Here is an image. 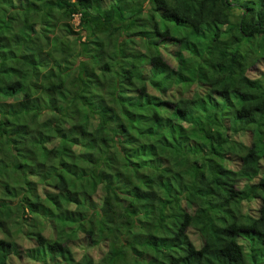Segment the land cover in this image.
Masks as SVG:
<instances>
[{
    "label": "trees",
    "instance_id": "trees-1",
    "mask_svg": "<svg viewBox=\"0 0 264 264\" xmlns=\"http://www.w3.org/2000/svg\"><path fill=\"white\" fill-rule=\"evenodd\" d=\"M23 263L264 264V0H0Z\"/></svg>",
    "mask_w": 264,
    "mask_h": 264
},
{
    "label": "rangeland",
    "instance_id": "rangeland-1",
    "mask_svg": "<svg viewBox=\"0 0 264 264\" xmlns=\"http://www.w3.org/2000/svg\"><path fill=\"white\" fill-rule=\"evenodd\" d=\"M73 23L76 24V18L73 20ZM249 71H250V75L253 76V74H251V73L254 72V70H253L252 67L249 69ZM29 245H30V244H29L28 242H26V241H23V243H22V246H23V247H24V246L26 247V246H29ZM92 252H95V251H92ZM23 264H26V263H23Z\"/></svg>",
    "mask_w": 264,
    "mask_h": 264
}]
</instances>
